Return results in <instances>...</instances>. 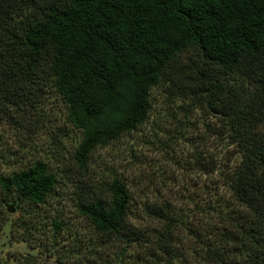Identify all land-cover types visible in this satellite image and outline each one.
<instances>
[{"label":"trees","instance_id":"16d2710c","mask_svg":"<svg viewBox=\"0 0 264 264\" xmlns=\"http://www.w3.org/2000/svg\"><path fill=\"white\" fill-rule=\"evenodd\" d=\"M163 87L218 117L239 159L202 233L184 226L196 240L189 259L179 252L183 221L145 203L153 227L137 228L117 178L108 199L76 204L92 236L39 218L58 180L38 161L0 176V235L8 228L10 242L39 256L3 264H264V0H0V160L3 124L36 114L49 89L80 134L73 159L85 168L96 149L146 124ZM196 168L217 166L199 156Z\"/></svg>","mask_w":264,"mask_h":264},{"label":"rangeland","instance_id":"374dc122","mask_svg":"<svg viewBox=\"0 0 264 264\" xmlns=\"http://www.w3.org/2000/svg\"><path fill=\"white\" fill-rule=\"evenodd\" d=\"M152 96L153 109L146 124L96 149L86 167L80 168L73 159L80 134L66 123L62 101L47 90L36 114L26 115L24 120L15 115V123L3 124L0 176L38 161L46 163L56 174L58 185L41 208L39 218L59 217L70 228L71 238L81 239L92 233L77 214L79 198L106 200L107 184L120 179L132 197V224L141 230L152 229L153 224L141 210L145 203L170 209L183 221L179 252L189 259L188 250L196 240L184 226L202 233L214 205L228 199L223 178L239 159L218 117L202 109H190V101L177 97L168 87L154 89ZM199 156L206 167L216 164V171L200 172L196 168ZM9 206L14 209L12 204ZM12 215L17 217L19 213L14 209ZM8 254L39 256L36 249L23 242H10L6 228L0 235V264L6 262ZM38 261L36 264L45 263L42 256Z\"/></svg>","mask_w":264,"mask_h":264},{"label":"water","instance_id":"95a60500","mask_svg":"<svg viewBox=\"0 0 264 264\" xmlns=\"http://www.w3.org/2000/svg\"><path fill=\"white\" fill-rule=\"evenodd\" d=\"M7 212L10 213V214H12L14 212V209L9 206L7 208Z\"/></svg>","mask_w":264,"mask_h":264}]
</instances>
